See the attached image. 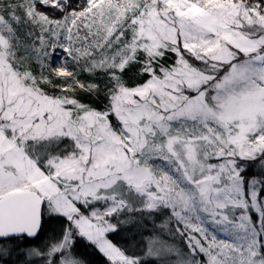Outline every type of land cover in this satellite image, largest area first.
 Returning <instances> with one entry per match:
<instances>
[{"label": "snow or ice", "instance_id": "snow-or-ice-1", "mask_svg": "<svg viewBox=\"0 0 264 264\" xmlns=\"http://www.w3.org/2000/svg\"><path fill=\"white\" fill-rule=\"evenodd\" d=\"M0 264H264V0H0Z\"/></svg>", "mask_w": 264, "mask_h": 264}]
</instances>
